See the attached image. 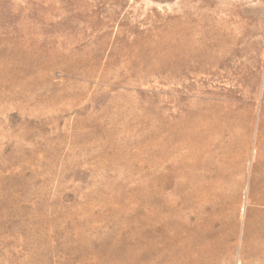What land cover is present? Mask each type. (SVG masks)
Here are the masks:
<instances>
[{
	"label": "rangeland",
	"instance_id": "rangeland-1",
	"mask_svg": "<svg viewBox=\"0 0 264 264\" xmlns=\"http://www.w3.org/2000/svg\"><path fill=\"white\" fill-rule=\"evenodd\" d=\"M166 263L264 264V0H0V264Z\"/></svg>",
	"mask_w": 264,
	"mask_h": 264
},
{
	"label": "bare ground",
	"instance_id": "bare-ground-1",
	"mask_svg": "<svg viewBox=\"0 0 264 264\" xmlns=\"http://www.w3.org/2000/svg\"><path fill=\"white\" fill-rule=\"evenodd\" d=\"M141 226V225H140ZM165 226V225H164ZM142 231V230H141ZM169 232V231H168ZM140 233V232H139ZM138 233V234H139ZM143 233V232H142ZM144 234V233H143ZM163 234V233H162ZM143 236V235H142ZM169 236H170V233H169ZM165 237V236H164ZM167 237V236H166ZM140 238V237H139ZM168 238V237H167ZM152 239V238H151ZM166 239V238H165ZM153 240V239H152ZM159 240V239H158ZM168 240H169V238H168ZM143 241V240H142ZM146 241V240H145ZM150 241V240H149ZM160 241V240H159ZM165 241V240H164ZM164 241H162L163 242V244H164ZM138 242V241H137ZM141 242V241H140ZM156 242V241H155ZM146 243H147V241H146ZM157 243V242H156ZM166 243V242H165ZM163 244H159L160 246H162ZM137 245V244H136ZM149 245V244H148ZM155 245V244H154ZM141 247V246H140ZM149 247V246H148ZM162 247H164V246H162ZM138 248V247H137ZM158 247L156 246V250H158L157 249ZM189 248V247H188ZM137 250V249H136ZM152 250H153V248H152ZM199 250V249H198ZM140 251V250H139ZM138 251V252H139ZM159 251V250H158ZM161 251V250H160ZM197 251V250H196ZM153 252V251H152ZM165 252V251H164ZM156 253H158V252H156ZM190 253H191V251H190ZM195 254V253H194ZM137 255H138V253H137ZM164 255H165V253H164ZM166 255H167V253H166ZM189 255V254H188ZM150 256H151V252H150ZM168 256H170L169 254H168ZM197 256V255H196ZM145 257V256H144ZM163 257H166V256H163ZM138 259H139V257H137ZM146 258V257H145ZM152 258V257H151ZM171 258H172V256H171ZM192 258V257H191ZM170 259V258H169ZM146 260V259H145ZM164 261L163 262H165V259H163ZM142 261H143V259H142ZM141 261V262H142ZM189 262H190V260H188ZM144 262V261H143ZM166 262H167V260H166ZM199 263V262H198ZM167 264V263H166Z\"/></svg>",
	"mask_w": 264,
	"mask_h": 264
}]
</instances>
